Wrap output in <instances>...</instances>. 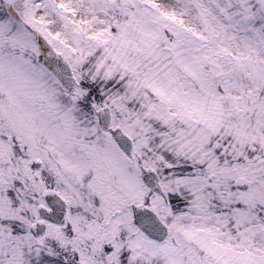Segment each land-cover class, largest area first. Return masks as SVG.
I'll list each match as a JSON object with an SVG mask.
<instances>
[{
	"label": "snow or ice",
	"instance_id": "6c2138e0",
	"mask_svg": "<svg viewBox=\"0 0 264 264\" xmlns=\"http://www.w3.org/2000/svg\"><path fill=\"white\" fill-rule=\"evenodd\" d=\"M0 264H264V0H0Z\"/></svg>",
	"mask_w": 264,
	"mask_h": 264
}]
</instances>
